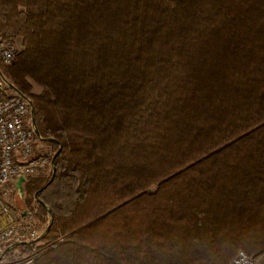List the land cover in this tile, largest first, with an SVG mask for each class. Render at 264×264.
<instances>
[{"label":"trees","instance_id":"1","mask_svg":"<svg viewBox=\"0 0 264 264\" xmlns=\"http://www.w3.org/2000/svg\"><path fill=\"white\" fill-rule=\"evenodd\" d=\"M0 37L54 168L22 184L48 231L4 257L264 255V0H0Z\"/></svg>","mask_w":264,"mask_h":264},{"label":"built area","instance_id":"2","mask_svg":"<svg viewBox=\"0 0 264 264\" xmlns=\"http://www.w3.org/2000/svg\"><path fill=\"white\" fill-rule=\"evenodd\" d=\"M20 48L10 38L0 37V67L12 65ZM0 71V264L10 247L35 241L40 233L27 212H16L10 196L15 181L43 176L51 167V153L38 146L30 115L29 100L12 89ZM22 182V184H23ZM35 257L17 262L32 264ZM228 264H262L239 251Z\"/></svg>","mask_w":264,"mask_h":264},{"label":"rangeland","instance_id":"3","mask_svg":"<svg viewBox=\"0 0 264 264\" xmlns=\"http://www.w3.org/2000/svg\"><path fill=\"white\" fill-rule=\"evenodd\" d=\"M15 45L18 48H20L19 47L20 43H19L18 40H15ZM31 90H32L33 93H39L40 92L39 88L37 86H35V85H32ZM38 146L43 147V150L45 149L47 152H50L49 149L45 145H43L41 142L40 143L38 142ZM51 162H52V160H51ZM51 171H52V166L50 167V169H48V171H47V173L45 175L39 176V177H35V178H40V177L47 176L49 174V172H51ZM31 179H34V178H31ZM15 194L17 195V193H15ZM15 194L10 196L11 200L13 201V204L15 205L16 209H17V207H20V208L23 209L24 208L23 205H22L23 204L22 203L23 202L22 201L23 200V194L21 196L17 195L19 198ZM24 212H26V211H24ZM30 257L31 256H18V255L12 256V259H8V258L4 257L3 260H2V264H17V262H21L22 260L30 258ZM258 261H260L261 263H262V261L264 262V255L262 257H260L258 259Z\"/></svg>","mask_w":264,"mask_h":264},{"label":"water","instance_id":"4","mask_svg":"<svg viewBox=\"0 0 264 264\" xmlns=\"http://www.w3.org/2000/svg\"><path fill=\"white\" fill-rule=\"evenodd\" d=\"M8 85H9L12 89L15 90V88H14L11 84H8ZM29 105H30V115H31V120H33V119H32V116H33V107H32V103H31L30 100H29ZM32 127H33L34 133H35L36 137L38 138V140H39V141H42V139H40V137H39V135H38L37 129H36V127H35V125H34L33 122H32ZM51 164H52V162H51ZM51 166H52V171H54L53 165H51ZM23 181H24V179H23L22 177H19V178L15 181V183H14L15 188H16V193H17L18 196H21V195H22V182H23ZM48 183H49V182H48ZM46 185H47V184H46ZM46 211H47L48 216H49V222H48V224H47L46 229H45V230L39 235V237L36 239L37 241L40 240V239L46 234V232L48 231V229H49V227H50L51 216H50V213H49L48 209H46Z\"/></svg>","mask_w":264,"mask_h":264},{"label":"crops","instance_id":"5","mask_svg":"<svg viewBox=\"0 0 264 264\" xmlns=\"http://www.w3.org/2000/svg\"><path fill=\"white\" fill-rule=\"evenodd\" d=\"M13 198V197H12ZM24 209H22V208H20V207H17V209H16V212H18V214H20V215H23L24 214ZM262 264H264V262L262 261Z\"/></svg>","mask_w":264,"mask_h":264},{"label":"bare ground","instance_id":"6","mask_svg":"<svg viewBox=\"0 0 264 264\" xmlns=\"http://www.w3.org/2000/svg\"><path fill=\"white\" fill-rule=\"evenodd\" d=\"M8 251H9V250H8ZM6 252H7V251H6ZM6 252H5V253H6ZM4 255H5V254H4Z\"/></svg>","mask_w":264,"mask_h":264}]
</instances>
